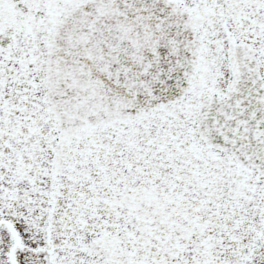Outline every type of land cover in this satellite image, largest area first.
Returning a JSON list of instances; mask_svg holds the SVG:
<instances>
[{"label":"snow or ice","instance_id":"6c2138e0","mask_svg":"<svg viewBox=\"0 0 264 264\" xmlns=\"http://www.w3.org/2000/svg\"><path fill=\"white\" fill-rule=\"evenodd\" d=\"M0 264H264V0H0Z\"/></svg>","mask_w":264,"mask_h":264}]
</instances>
